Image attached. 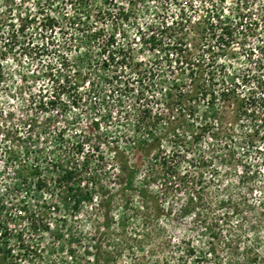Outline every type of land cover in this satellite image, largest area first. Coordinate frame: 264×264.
Wrapping results in <instances>:
<instances>
[{
  "label": "rangeland",
  "instance_id": "obj_1",
  "mask_svg": "<svg viewBox=\"0 0 264 264\" xmlns=\"http://www.w3.org/2000/svg\"><path fill=\"white\" fill-rule=\"evenodd\" d=\"M227 88L236 99L223 100ZM149 114L159 116L153 128ZM27 151L41 189L11 159ZM158 154L178 159L184 177L167 190ZM59 161H87L74 184L96 177L109 192L124 184L119 167L138 168L107 234L104 209L71 208ZM216 169L264 200V0H0V264H95L97 245L101 264H216L186 254L215 241L203 222L179 216L200 173ZM216 188L205 191L208 216L229 211Z\"/></svg>",
  "mask_w": 264,
  "mask_h": 264
},
{
  "label": "trees",
  "instance_id": "obj_2",
  "mask_svg": "<svg viewBox=\"0 0 264 264\" xmlns=\"http://www.w3.org/2000/svg\"><path fill=\"white\" fill-rule=\"evenodd\" d=\"M213 15L212 18H217L219 21L220 19V13L218 11V8L213 9ZM106 14L111 15V12L108 11ZM31 21H35V17L30 19ZM48 23H45L46 27L51 28L54 26L51 19H47ZM25 24L20 25L18 28V31L23 32L25 29ZM223 31L225 28H221ZM227 34H230V31H225ZM101 34V31L98 32V30H95L94 33H92L91 37L95 40H99L98 36ZM98 38V39H97ZM12 38L8 39L9 41ZM154 42V38H151ZM222 39V36H221ZM112 41V42H111ZM109 41L107 40L105 43L99 44L100 50H107L105 46H108L109 44H113V39ZM155 43V42H154ZM111 55H108V58H110ZM200 62V61H199ZM204 86V90H205ZM206 91V90H205ZM235 93L233 88H227L226 90L222 91V98L223 100H231L236 99ZM212 96L214 99L216 98V93L213 92ZM254 101V99H252ZM255 102V101H254ZM144 113H146L149 109L143 105ZM149 118V122L146 123L148 126L153 128L156 125L157 120L159 119V116L155 118L152 115L146 116V118ZM142 120H145V117H142ZM209 123H207L208 125ZM208 127H205L206 129ZM200 135L196 136V139H198ZM158 139L152 138L151 141L146 142V147H151L155 145V141ZM77 147H82L81 144H78ZM12 149V148H11ZM81 152V149H78L75 153L78 154ZM11 159L14 160L15 164L18 166V173L20 180H26L30 178L31 176H37L36 180V187L38 189L43 188V178H41V173L39 171L40 165L35 164L34 162H30L29 158V152L27 151L26 154L21 155L20 153L11 154ZM156 162H159L160 164V175L157 176H163L164 185L163 187L167 190L171 185L178 183V180L183 181L182 175L179 173V164L178 159L174 158V156H167L164 155H157L155 157ZM86 163L83 161L82 165L79 167L78 164L76 165H69L65 164L63 161H59L58 167L60 168V174H59V184L61 186V189H63V192L65 197L68 198V202H70V206L74 211H78L84 204H93L97 205L98 208H102L105 211V218H106V230L104 231L105 234H107V230L109 231L112 229L115 216L112 215V209L113 205L115 204V197L117 193L123 192V191H129V190H137V186L134 183L133 178L135 177V173L137 172V167H132V165L127 161V163H124L121 167V172H126L124 184L120 183V187H117L116 191L109 192L108 187H105L104 185H98L96 181V177L92 179L90 184L81 185L79 182L78 184H74V180L80 175V171L84 168H86ZM205 166V165H203ZM28 170V174H25L24 171ZM40 174V175H39ZM212 174V177L209 179L205 173H200V177L197 180V185H199V189H196L194 191V194H192L189 199L181 206L179 216L184 217H193L197 218L198 221H200L202 224V229L205 230H212V233L210 237L215 241H209V247L207 248V251H204L200 256L198 253L199 251L195 245L190 246L186 248L185 252L188 256H196L199 261L203 262L204 260L212 259V262H215L216 264H219V261H224L225 259L229 260V263L227 264H251L256 262L259 257L258 263L261 264V258H260V248L261 245L264 242V236L261 233V225L264 224V200L258 202L257 204L253 203L250 198L248 197V194L251 193L250 190H248V193L246 194L242 188H238L232 183L230 185H225L224 181L222 180V174L221 171L215 170L214 174ZM246 174V173H245ZM39 175V176H38ZM147 178V174L145 175ZM150 175H148L149 177ZM244 179H250L246 175H244ZM121 180V177H120ZM148 180V178H147ZM241 181V180H240ZM210 185H218V188H216V192L214 197H218V200L216 201V204L218 205L219 209H229L226 213L223 215H216L214 211L210 209V216H208V204L211 206V202H209V199H207L205 196L208 195L207 189ZM222 185V186H221ZM140 192L144 191L142 189H139ZM250 191V193H249ZM91 207H93L91 205ZM154 210L159 212L160 208L155 206ZM171 210V208H170ZM235 215H243L241 219H238L236 222H233V217ZM202 217L204 219H202ZM258 219L260 222H258ZM256 220V221H255ZM220 222L222 224H220ZM125 222L122 221V225H124ZM125 226V225H124ZM216 228L222 229V231L215 232L214 230ZM217 244L221 247V252H223L221 255L220 252L217 250ZM252 255H256L253 256ZM95 256V264H101L100 257H101V245L96 246V253H94ZM229 256V258H228Z\"/></svg>",
  "mask_w": 264,
  "mask_h": 264
}]
</instances>
